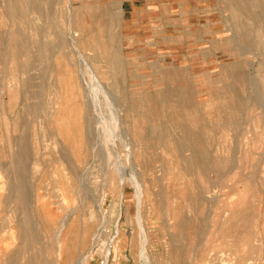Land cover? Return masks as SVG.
<instances>
[{"label":"rangeland","instance_id":"rangeland-1","mask_svg":"<svg viewBox=\"0 0 264 264\" xmlns=\"http://www.w3.org/2000/svg\"><path fill=\"white\" fill-rule=\"evenodd\" d=\"M6 2L0 0V25L4 26H0L4 54L0 68L9 71L0 78V90L1 85L7 88L9 103V124H4L16 139L25 135L28 166L25 173H3L0 160V264H100L107 259L108 264H236L238 239L246 263L264 264V96L261 102L242 104L254 87L264 93V43L255 47L251 37H245L246 19L247 26L264 39V3L74 0L73 27L83 28L79 36L86 43H78L86 56L83 66L78 65L77 52L71 56L57 52L51 58L55 69L43 76L46 61L34 55L28 68H21L26 56L18 50L16 32L26 30L44 41L57 37L47 19L36 13L27 17L26 27L19 16L9 18ZM56 17L61 28L66 20L64 5ZM107 20L111 29L102 23ZM131 22L136 24L128 26ZM104 47H108L106 53L119 55V68L104 58ZM80 68L86 72V82L78 76ZM69 70L71 82L65 74ZM112 72L115 79L119 77L118 86L113 85ZM248 73L254 86L245 80ZM35 102L42 104L41 109L31 108ZM59 102L68 114L58 117V123L69 117L77 127L83 124L89 135L87 151L72 157L74 167L84 159L83 185L75 182L61 157L67 137L55 130ZM198 134L204 135L212 167L213 162L228 163V156L236 155L231 168L222 166L226 174L218 175L212 167L205 175L196 170L189 144ZM145 135L150 147L144 153ZM18 144L15 150L11 146V155L17 153ZM6 160L13 171L22 164L14 155ZM19 175L26 177L36 237L25 248L12 237L19 223L15 205L3 203L9 182ZM205 178L215 186L216 197L201 201L198 190ZM38 198L42 216L37 211ZM48 207L52 208L50 215Z\"/></svg>","mask_w":264,"mask_h":264},{"label":"bare ground","instance_id":"bare-ground-1","mask_svg":"<svg viewBox=\"0 0 264 264\" xmlns=\"http://www.w3.org/2000/svg\"><path fill=\"white\" fill-rule=\"evenodd\" d=\"M7 2H6V6H5V12H6V15L9 17V18H11V17H20L22 20H23V22H24V24H25V27H26V25H27V17L29 18V16H30V14L31 13H36L37 15H39L41 18L43 17H45L46 19H47V22L49 23V28L51 29V32H52V35H54L55 36V39H56V37H57V40H52V38H51V40H48L47 39V41H44L41 37H39V36H34V37H32L31 35H30V33H28L26 30H21V31H17L16 32V34H17V36H18V42H19V46H18V50H19V52H20V54H24V56H26V58H25V60H24V62L21 64V68L22 69H24V70H26L27 68H28V66H29V64H30V61H31V59L33 58V55L35 56V59H38V61H42V62H44L45 63V61H46V63H45V66H44V69L45 70H43V72H42V75L44 76L45 74H47L48 73V71L50 72V71H52L53 69H55V65H54V62H51V58H52V56H55L56 55V53L57 52H59V53H64V54H66V55H68L69 54V56H71V52H77L78 54H79V58H78V65L80 66V65H82V61H84L83 59L84 58H86V56L83 54V52L80 50V47H79V44L80 45H82L83 44V42H84V40H83V36L81 37V36H79L80 35V33H79V31L80 30H83V28H79L78 27V24L77 23H75V24H77V26H76V28H74L73 26H74V24H73V20H72V17H71V6H72V3H73V1L74 0H6ZM251 1H253V2H257V4H259L260 6H261V4H263L264 3V0H245V5L246 4H248V5H250L251 4ZM60 5H64L65 6V14H66V20H65V24H64V26H62L61 28H58V25H57V17H56V15H57V11H58V9H59V6ZM1 6H2V4H1ZM0 6V7H1ZM74 6V5H73ZM1 9V8H0ZM73 10H75V9H73ZM2 11V10H1ZM3 13H4V11H3ZM73 15V14H72ZM238 15V14H237ZM236 15V19H238L239 18V16H237ZM255 15V14H254ZM6 16V17H7ZM83 16V15H82ZM103 16V19H106V17L104 16V15H102ZM7 17V18H8ZM85 17V16H84ZM45 19V20H46ZM108 19V18H107ZM100 20H102V17L100 16ZM32 20H30V21H28V22H31ZM108 22H106V24H105V21L104 22H102L105 26H107V28L108 29H111L112 28V24H110L111 23V21H109V20H107ZM3 22V21H2ZM4 23V22H3ZM39 24V23H38ZM42 24V23H41ZM5 25V24H4ZM31 25V23L28 25V26H30ZM92 25V24H91ZM1 26V25H0ZM32 26H34V24L32 25ZM1 27H4V26H1ZM34 29V28H33ZM101 29V28H100ZM33 32V31H32ZM10 33V32H9ZM34 33V32H33ZM104 34V33H103ZM44 35V34H43ZM1 36V35H0ZM97 36V35H96ZM96 36H94V38L96 37ZM112 36V35H111ZM246 36H248V37H251V39H252V41H251V44L253 45V46H255V47H257L258 45H261V44H263L264 43V39L261 37V36H259L258 35V33L257 32H254L252 29H250L248 26H247V22H246V19H245V37ZM48 38H49V36H48ZM99 38V37H98ZM1 39V38H0ZM110 40V39H109ZM95 41H96V39H95ZM98 41V40H97ZM87 42H88V40H87ZM109 42V41H108ZM79 43V44H78ZM85 43V42H84ZM97 44V43H96ZM112 44L113 43H111V44H109V47H111L112 46ZM85 45H86V43H85ZM84 45V46H85ZM88 45H89V43H88ZM92 45H93V43H92ZM6 46V45H5ZM88 46H86V48H87ZM93 47V46H92ZM98 47V46H97ZM91 48V47H90ZM108 48V47H107ZM107 48L106 47H104V58L107 60V62H109L110 63V65L112 66V67H114V68H119V66H120V60H119V58H118V56H116V54L114 53V52H112V51H108L109 53H106V51H107ZM95 49H97V48H95ZM100 49V48H99ZM84 50H85V48H84ZM89 50V49H88ZM47 51V52H46ZM93 51V50H92ZM0 56H2L3 57V49L2 48H0ZM85 52V51H84ZM95 52V51H94ZM100 52V51H99ZM96 53V52H95ZM98 53V52H97ZM94 54V53H93ZM103 56V55H102ZM56 57V56H55ZM91 57L93 58V55H91ZM88 58V57H87ZM86 60V59H85ZM95 60V59H94ZM87 61V60H86ZM102 62H104V61H102ZM106 62V63H107ZM84 63V62H83ZM87 63V62H86ZM88 65V64H87ZM91 65V64H90ZM65 66V65H64ZM83 66V65H82ZM86 66V65H85ZM79 68V67H78ZM83 68V67H82ZM82 68H80L79 70H81V73H79L80 75H78V76H81L82 78H83V82H86V77H85V73L86 72H84L83 71V69ZM87 68H89V65L87 66ZM86 68V69H87ZM35 69V68H34ZM59 69V68H58ZM89 69H91V66H90V68ZM168 69V68H167ZM85 70V69H84ZM114 70V69H113ZM116 70V69H115ZM170 70V69H169ZM65 71V70H64ZM106 71V70H105ZM79 72V71H78ZM116 72H117V70H116ZM169 72V71H168ZM183 72V71H182ZM60 73V72H59ZM93 73H95V72H93ZM113 73V77L112 78H114V84L113 85H117L118 86V83H119V75H118V72H117V75L118 76H116L117 78L115 79V73L114 72H112ZM36 74V73H35ZM66 76H68V75H70L69 77V80H67V81H72V77H73V73H72V70H69V71H67L66 73ZM169 74V73H168ZM167 74V75H168ZM55 75H57V73L55 74ZM95 75V74H94ZM251 74H249L248 73V75H247V77H246V81H247V83L250 85V86H254L255 85V81L251 78V76H250ZM91 76V75H90ZM170 76V75H169ZM196 76V75H195ZM56 77H58V76H56ZM32 78V77H31ZM42 79V78H41ZM40 79V80H41ZM64 80H65V78H64ZM105 80V79H104ZM169 80V79H168ZM176 80V79H175ZM79 81V80H78ZM88 81V80H87ZM94 81V80H93ZM180 81V80H179ZM258 81V80H257ZM47 82V81H46ZM50 82V81H49ZM113 82V81H112ZM170 82H173V81H170ZM27 83V85H29L30 84V81L29 80H27L26 82H25V84ZM32 83V82H31ZM45 83V82H44ZM82 83V82H81ZM80 83V84H81ZM175 83V82H174ZM180 83V82H179ZM52 84V83H51ZM97 84V83H96ZM195 84V83H194ZM78 85V84H77ZM101 86H103L102 84H100ZM112 85V86H113ZM41 86V85H40ZM80 86V85H79ZM78 86V87H79ZM82 86V85H81ZM51 87V86H50ZM249 87V86H248ZM104 88V87H103ZM114 89H115V87H114ZM50 90V89H49ZM34 90H32V92H33ZM104 91V90H103ZM244 91H246L245 89H244ZM253 91V92H252ZM252 91L250 90L249 91V93H248V95H244V98H243V106L245 105V106H249L250 105V103L251 102H254V103H256V102H261V100L263 99V96H264V93L262 94V90L261 89H259V88H257V87H254L253 89H252ZM264 91V90H263ZM35 92V91H34ZM119 92V91H118ZM76 92H74V94H75ZM39 94V93H38ZM43 94H44V89H43ZM107 94V93H106ZM35 96H37V94H35ZM74 96V95H73ZM109 95H107V96H105V98L106 97H108ZM64 97H65V95H64ZM71 97V96H70ZM112 97V96H111ZM155 97V96H154ZM63 98V97H62ZM109 98H110V96H109ZM153 98V97H152ZM187 98V97H186ZM44 99V98H43ZM65 99V98H64ZM106 99H108V98H106ZM115 99V98H114ZM65 100H67V99H65ZM69 100V99H68ZM116 100H117V98H116ZM44 101V100H43ZM43 101H42V103H43ZM72 101V100H71ZM189 101H190V99H189ZM63 102V101H62ZM65 102H67V101H65ZM107 102V101H106ZM108 102H109V100H108ZM108 102H107V106H111L112 107V105H110V103L108 104ZM110 102H112V100H110ZM45 103V102H44ZM68 103V102H67ZM66 103V104H67ZM132 103V102H131ZM187 103V102H186ZM189 103V102H188ZM188 103H187V105L186 106H189L188 105ZM59 104H61V105H59L58 107H56L57 109H56V111H55V113H56V115L55 116H57L56 117V123L54 124L55 125V130L57 131V132H65V135H66V137H67V140H66V146H65V148L64 149H62L60 152H61V157L62 158H64V160H65V162H66V164H67V169H70V172L72 173V174H74L75 176V182H78L79 184H81V185H83V181H86V180H83V175L84 176H86L85 174H83L84 173V171H83V161H84V159L83 158H80V160H78L77 161V166L76 167H74L75 165L73 164V161H72V157L74 156V154H75V152H81V153H83L85 150L87 151V148H88V144H89V135H87V133H86V131L84 130V126H83V124H80L79 125V127H77L76 125H74L71 121H68L69 119H67V118H69V117H63V121H62V125L61 124H59L58 123V117H61L63 114H65V115H67L68 113L67 112H64V111H66V109L64 110V111H62V107H63V103H60L59 102ZM65 104V105H66ZM111 104H113V102L111 103ZM64 105V106H65ZM140 105V104H139ZM193 105V104H192ZM42 106V104L41 103H37V102H35L32 106H31V108H34V109H36V108H39V109H41L40 107ZM91 106V105H90ZM115 106V102H114V104H113V107ZM242 106V107H243ZM27 107V106H26ZM69 107V106H68ZM110 107V108H111ZM112 107V108H113ZM240 107H241V105H238L237 106V108H235V110L238 112L239 111V109H240ZM65 108H67L66 106H65ZM93 108V107H92ZM113 110V109H112ZM114 112V111H113ZM117 112V111H116ZM70 113H71V111H70ZM184 113V112H183ZM195 114V113H194ZM197 114V113H196ZM54 118V117H53ZM55 119V118H54ZM114 119H117L116 117H114ZM64 120H67V122L65 123V121ZM80 121V120H79ZM120 121V120H119ZM82 122V121H81ZM115 122H117V121H115ZM79 123V122H78ZM229 123V122H228ZM203 127V126H202ZM238 127V126H237ZM207 128V127H206ZM212 128V127H211ZM215 128V127H214ZM213 128V129H214ZM247 128V127H246ZM204 129H205V127H204ZM217 130V131H216ZM215 131L216 132H218V129H216ZM237 131V130H236ZM240 131V130H239ZM45 132H47L46 130H45ZM56 132V133H57ZM247 132H248V130H247ZM224 133V132H223ZM46 134V133H45ZM62 134V133H61ZM61 134H60V137H61ZM225 134V133H224ZM223 134V135H224ZM228 134V133H227ZM249 134V133H248ZM223 135H221L222 136V138H225V137H223ZM234 135V134H233ZM211 137H212V135H210ZM44 136H42V138H43ZM206 137H208V136H206ZM226 137H227V135H226ZM230 137V136H229ZM240 138L239 139H241V136H239ZM245 137V136H244ZM243 137V138H244ZM122 138V137H121ZM221 138V137H220ZM228 138V137H227ZM53 139H55V138H53ZM114 139V138H113ZM128 139V138H127ZM206 139V138H205ZM233 139V138H232ZM43 140V139H42ZM56 140V139H55ZM124 140H126V139H124ZM170 140V139H169ZM168 140V141H169ZM244 140V139H243ZM121 141H123L122 139H121ZM150 141V138H148V135H145V137L143 138V140H142V144H144V147H142L143 149H142V151L144 152V150H146V149H148L150 146H149V142ZM183 141V140H182ZM7 142V141H6ZM38 142V141H37ZM41 141H39V143H40ZM136 142V141H135ZM140 142V141H139ZM228 142V141H227ZM241 142V141H240ZM38 143V145H40ZM42 143V142H41ZM96 143V142H95ZM123 143H125V141L123 142ZM127 143V142H126ZM174 143V142H173ZM260 143H262V142H260ZM44 144V143H43ZM54 144V143H53ZM115 144V143H114ZM175 144V143H174ZM231 144H232V142H231ZM234 144V143H233ZM45 145V144H44ZM6 146V145H5ZM5 146H4V148H5ZM55 146V145H54ZM128 146H129V143H128ZM132 146V145H131ZM230 146V145H229ZM7 147H8V145H7ZM124 147H125V145H124ZM141 147V146H140ZM176 146H174V148H175ZM2 148V147H1ZM0 148V149H1ZM40 148V147H39ZM38 148V149H39ZM127 148H129V147H127L126 146V149ZM217 148V147H216ZM230 148V147H229ZM261 148V147H260ZM130 149V148H129ZM189 149L191 150V159H192V162L197 166V169L196 170H198V172H199V174H201V175H205L206 173H207V171H208V169L209 168H211L212 166V158L210 157V151H209V149L206 147V146H204V135H201V134H198V135H196L195 137H191V139H190V144H189ZM257 149V148H256ZM5 150V149H4ZM42 150V149H41ZM135 150V149H134ZM231 152L232 153H234V151H235V149H234V147L233 146H231ZM241 150V149H240ZM239 150V151H240ZM1 151V150H0ZM7 151V150H6ZM62 151H63V153H62ZM238 151V152H239ZM244 151H245V149H244ZM8 152V151H7ZM30 152H31V149H30ZM107 152H108V150H107ZM129 152V154H131V153H133V152H130V151H128ZM137 152V151H136ZM146 152V151H145ZM144 152V153H145ZM143 153V154H144ZM245 153V152H244ZM2 154H4V153H2ZM6 155H7V153H5ZM9 154V153H8ZM58 154V153H57ZM60 154V153H59ZM71 154V155H70ZM85 154V153H84ZM142 153H139V155H141ZM239 154V153H238ZM18 155V154H17ZM17 155H15L16 157H18V159L19 158H21V167L23 168L22 170H25V168H27V164H28V162H27V160H28V149H27V146H25L24 148H23V152H21L18 156ZM40 155V153L38 154V156ZM76 155V154H75ZM86 155V154H85ZM138 155V156H139ZM216 155V154H215ZM235 155V154H234ZM234 155H230V156H228V160H229V162L228 163H221V162H213V167H212V170L213 171H215V172H217V174L218 175H220V174H222V172L224 171V169H223V165H224V167H230L231 168V165L233 166V158H234ZM240 155V154H239ZM3 156V155H2ZM12 156V155H11ZM59 156V155H58ZM82 156H84V155H82ZM88 156V155H87ZM214 156V155H213ZM236 156V155H235ZM243 156V155H242ZM218 157H219V155H218ZM0 158H1V156H0ZM37 158V157H36ZM85 158V157H84ZM163 158V157H162ZM166 158V157H165ZM240 158H242L241 156H239V159ZM245 158V157H244ZM78 159H79V157H78ZM86 160H87V158H85ZM219 159V158H218ZM1 160V159H0ZM6 160V159H5ZM62 160V159H61ZM136 160V159H135ZM138 160V159H137ZM144 161H145V159H143ZM142 160V161H143ZM215 160V159H214ZM242 159H240V161H241ZM3 161H4V157H3ZM75 161V160H74ZM139 161V160H138ZM156 161V160H155ZM185 161V160H184ZM5 162V161H4ZM19 162V161H18ZM140 162H141V160H140ZM140 162H138L139 164H141ZM146 162H148V161H146ZM145 162V163H146ZM168 162H169V160H168ZM178 162V161H177ZM16 163H17V161H16ZM13 164V163H12ZM168 164V163H167ZM181 164V163H180ZM9 165H11L10 163H9ZM148 165V164H147ZM169 165V164H168ZM176 165H178V164H176ZM12 166V165H11ZM123 166V165H122ZM195 166V167H196ZM13 167V166H12ZM19 168H20V166H18ZM144 167V166H143ZM145 167H147V166H145ZM165 167V166H164ZM179 167V166H178ZM177 167V168H178ZM29 168V167H28ZM152 168H153V166H152ZM151 168V169H152ZM181 167H179V169H180ZM3 169V168H2ZM5 169V168H4ZM10 170V169H9ZM11 170H12V168H11ZM64 170H65V168H64ZM86 170V169H85ZM148 170V169H147ZM13 171V170H12ZM12 171H10V172H12ZM168 171V170H167ZM166 171V172H167ZM178 171V170H177ZM181 171V170H180ZM69 172V171H68ZM114 173V172H113ZM156 173V172H155ZM170 173V172H169ZM186 173V172H185ZM224 173L226 174L227 172L226 171H224ZM158 174V173H157ZM176 174V173H175ZM182 174V173H181ZM180 174V175H181ZM62 175H64V173L62 174ZM198 175V174H197ZM72 176V175H71ZM155 176V175H154ZM176 176V175H175ZM224 176V175H223ZM3 177V176H2ZM67 177V176H66ZM65 177V178H66ZM204 177V176H203ZM235 177V176H234ZM1 178V177H0ZM4 178V177H3ZM2 178V179H3ZM69 178V177H68ZM85 178V177H84ZM124 178V177H123ZM157 178V177H156ZM199 178V177H198ZM72 179H73V177H72ZM71 179V180H72ZM86 179V178H85ZM165 179V178H164ZM185 179H187V178H185ZM124 180H126V178L124 179ZM175 180H178V178L177 179H175ZM174 180V181H175ZM200 180V179H199ZM206 180V181H205ZM205 182H203V184L199 187V190H198V195L200 196V199H201V201L203 200L204 201V199H206V200H208V199H213L214 197H216V195H215V191L216 190H214L213 188L215 187V186H213L212 187V185L213 184H210L211 182H209V180H207V178H205ZM73 182V181H72ZM121 182V181H120ZM177 182V181H176ZM200 182V181H199ZM216 182V181H215ZM1 183V182H0ZM4 183V182H3ZM70 183H71V181H70ZM135 183V182H134ZM200 184H201V182H200ZM2 185V184H1ZM6 185V184H5ZM139 185H141V184H139ZM172 185H175V184H172ZM193 185H194V183H193ZM135 186V185H134ZM181 186V185H180ZM72 187V186H71ZM85 187V186H84ZM136 187V186H135ZM138 187V186H137ZM141 187V186H140ZM158 187V186H157ZM179 187V186H178ZM2 188H3V186H2ZM6 188V186H4V189ZM172 188V187H171ZM8 195L5 197V199H6V204L7 205H10L11 203H13L14 205H15V210H17V220L19 221V223H18V227H17V229H18V232H17V234H12V237L14 238V237H17L18 239H19V241H20V246L23 248H25L26 246H27V244H31V242L33 241V240H36L35 238V235H34V232H33V225H32V211H31V209L29 208L30 207V204H31V202H30V192L28 191V185H27V181H26V177H21L20 175L19 176H16V179H14L13 180V182L12 183H10L9 182V185H8ZM81 189V188H80ZM135 189V188H134ZM173 189V188H172ZM138 190L139 189H137V193H138ZM168 190V189H167ZM189 190V189H188ZM0 191H2V190H0ZM41 191V190H40ZM171 192H172V190H170ZM169 191V192H170ZM190 191V190H189ZM58 192V191H57ZM71 192V191H70ZM168 192V193H169ZM177 192V191H176ZM60 193V192H59ZM74 193V192H73ZM221 193V192H220ZM72 194V193H71ZM70 194V195H71ZM80 194V193H79ZM171 194V193H170ZM187 194V193H186ZM191 194V193H190ZM39 195V194H38ZM38 195H36V197L38 196ZM75 195V194H74ZM165 195H166V193H165ZM168 195V194H167ZM176 195V194H175ZM185 195V194H184ZM67 196V195H66ZM76 196H77V194H76ZM138 196V195H137ZM193 196V195H192ZM197 196V195H196ZM38 197H40V196H38ZM194 197V196H193ZM74 198V197H73ZM72 198V199H73ZM167 198V197H166ZM173 198H175V197H173ZM181 198V197H180ZM190 198V197H189ZM71 199V198H70ZM153 199V198H152ZM151 199V200H152ZM66 200H68V199H66ZM77 200V199H76ZM75 200V201H76ZM69 201V200H68ZM74 201V202H75ZM78 201V200H77ZM76 201V202H77ZM177 201V200H176ZM66 202V201H65ZM73 202V203H74ZM174 202V201H173ZM180 202H181V200H180ZM191 202H192V200H191ZM169 203V202H168ZM190 204V203H189ZM37 211H38V213H39V215L40 216H42V212H41V210H40V208H39V205H41V201L39 200V198H38V201H37ZM167 205V204H166ZM174 205V204H173ZM186 205H188V203L186 204ZM193 205V204H192ZM196 205V204H195ZM204 205V204H203ZM1 206V205H0ZM36 206V205H35ZM61 206V205H60ZM194 206V205H193ZM192 206V207H193ZM168 207V206H167ZM181 207V206H180ZM185 207H188V206H185ZM32 208V207H31ZM35 208V207H34ZM78 208V207H77ZM76 208V209H77ZM186 209V208H185ZM14 210V209H13ZM48 211H47V214L48 215H50L51 213H52V208L51 207H48V209H47ZM168 210H170V209H168ZM173 210V209H172ZM9 211V210H8ZM30 211H31V213H30ZM181 211V210H180ZM184 211V210H183ZM5 212V211H4ZM75 212V211H74ZM73 212V213H74ZM168 212V211H167ZM166 212V213H167ZM177 212H179V211H177ZM181 213V212H180ZM184 213V212H183ZM1 214H3V213H1ZM167 214H169V213H167ZM182 214V213H181ZM177 215V214H176ZM185 215V214H184ZM262 215V214H261ZM10 216H12V215H10ZM15 216V215H14ZM13 216V217H14ZM73 216V215H72ZM78 217H79V215H77ZM242 216V215H241ZM1 217V216H0ZM181 217V216H180ZM184 217V216H183ZM15 218V217H14ZM52 218V217H51ZM75 219V218H74ZM180 219H184V218H180ZM263 219V218H262ZM15 220V219H14ZM14 220H12V221H14ZM41 220V219H40ZM43 220V219H42ZM1 221V220H0ZM11 221V220H10ZM33 221H34V219H33ZM76 221H78V220H76ZM243 221V220H242ZM5 222V221H4ZM177 223V222H176ZM13 224V223H12ZM46 224V223H45ZM86 224V223H85ZM3 224H1L0 223V226H2ZM6 226H7V224H5ZM14 226V225H13ZM16 226V225H15ZM14 226V227H15ZM183 226V225H182ZM5 227V226H4ZM7 227H5V229H6ZM1 229H4V228H2L1 227ZM8 229V228H7ZM10 229H12V228H10ZM84 229H86V227L84 228ZM9 230V229H8ZM7 230V231H8ZM13 230V229H12ZM15 230V229H14ZM1 231V230H0ZM31 231L33 232V233H31ZM69 231V230H68ZM67 231V232H68ZM89 231V230H88ZM11 232V231H10ZM5 232H3V233H1V235L3 236V234H4ZM52 233V232H51ZM10 234V233H9ZM8 235V234H7ZM51 235V234H50ZM86 235V234H85ZM1 236V237H2ZM254 237V236H253ZM6 238V237H5ZM4 238V239H5ZM8 238V237H7ZM2 239V238H1ZM10 238H8V240H9ZM86 239V238H85ZM3 241V240H2ZM5 241V240H4ZM7 241V240H6ZM5 241V242H6ZM15 241V240H14ZM36 242V241H35ZM8 243V242H7ZM76 243V242H75ZM5 244V243H4ZM69 244V243H68ZM84 244V243H83ZM235 244V243H234ZM33 245H34V243H33ZM233 245V244H232ZM241 243H240V240L238 239L237 240V242H236V244H235V246H236V264H248V262L246 263V260H245V252L242 250V248H241ZM10 246V245H9ZM238 246L240 247L239 249H238ZM50 248H52V247H50ZM33 250H34V248H32ZM74 249L75 248H72L71 249V255H72V253H73V251H74ZM37 250V249H36ZM67 250V249H66ZM59 251V250H58ZM259 252V251H258ZM11 253V252H10ZM34 253V252H33ZM59 253V252H58ZM61 253V252H60ZM59 253V254H60ZM66 253V252H65ZM111 253V249H110V251H109V254ZM62 256V255H61ZM7 257H9V256H7ZM2 258V257H1ZM4 258V257H3ZM69 258V257H68ZM5 259V258H4ZM47 261V260H46ZM71 261V260H70ZM107 261H108V259H107ZM67 262V261H66ZM5 263H7L6 262V260H5ZM11 264H15V262L14 261H12V263Z\"/></svg>","mask_w":264,"mask_h":264},{"label":"crops","instance_id":"crops-1","mask_svg":"<svg viewBox=\"0 0 264 264\" xmlns=\"http://www.w3.org/2000/svg\"><path fill=\"white\" fill-rule=\"evenodd\" d=\"M129 20H131V19H129ZM135 24L136 23L131 22V23H129L128 26H132V25L134 26ZM133 36H135V34H133ZM2 59H3L2 56H0V61H2ZM4 75H6V76L9 75L8 68L6 70H4L3 68H0V78L2 76H4ZM0 94H1L0 95V115H1L0 116V127H1L0 128V148L2 147L0 149L1 150L0 151V156H1L0 159H2V168H3L2 172L10 174V171H12V170H9V164H8V162H4V161H7V160L3 161V157H4V159H7V157L11 156V146H12V149L15 150L14 149V145L17 142L19 143L18 144L19 145L18 151H17V153L12 154V155H14V156L17 155V154L19 155L21 152H23V148L26 146V144H25L26 141H25V135H19L18 138L16 139V137H14L15 135L11 136V135L8 134V132H6V128L5 127L9 124L8 123V119H9V111H8L9 103H8V97H7V88H5L3 85H1ZM4 117L7 118V119H5L6 121L4 120ZM4 123H6L7 125L4 124ZM10 136L12 138H10ZM7 145H8V147H7ZM4 146H5V148H4ZM4 152L7 153V155ZM2 153H4V154H2ZM22 169L23 168L20 166V168L18 167L17 169H14V171H12V172L13 173H21V172L25 173V170H22ZM3 203H5V204L7 203L5 198L3 200ZM5 221H6V219H5Z\"/></svg>","mask_w":264,"mask_h":264},{"label":"built area","instance_id":"built-area-1","mask_svg":"<svg viewBox=\"0 0 264 264\" xmlns=\"http://www.w3.org/2000/svg\"><path fill=\"white\" fill-rule=\"evenodd\" d=\"M100 264H108V263H107V260H102V261L100 262Z\"/></svg>","mask_w":264,"mask_h":264}]
</instances>
